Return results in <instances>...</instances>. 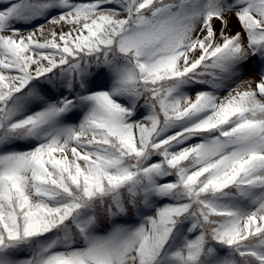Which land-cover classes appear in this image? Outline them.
I'll return each mask as SVG.
<instances>
[{
  "label": "snow or ice",
  "instance_id": "obj_1",
  "mask_svg": "<svg viewBox=\"0 0 264 264\" xmlns=\"http://www.w3.org/2000/svg\"><path fill=\"white\" fill-rule=\"evenodd\" d=\"M0 264H264V0H0Z\"/></svg>",
  "mask_w": 264,
  "mask_h": 264
},
{
  "label": "rangeland",
  "instance_id": "obj_2",
  "mask_svg": "<svg viewBox=\"0 0 264 264\" xmlns=\"http://www.w3.org/2000/svg\"><path fill=\"white\" fill-rule=\"evenodd\" d=\"M217 27H219V24H217ZM230 27H231L233 32L239 30V25L237 24V22H236L234 17L231 19ZM244 79L245 80L251 79V80H254V81H259L260 77L256 73H249L247 76L244 77Z\"/></svg>",
  "mask_w": 264,
  "mask_h": 264
}]
</instances>
